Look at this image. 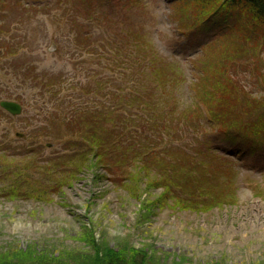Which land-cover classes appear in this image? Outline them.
Masks as SVG:
<instances>
[{
    "label": "rangeland",
    "instance_id": "rangeland-1",
    "mask_svg": "<svg viewBox=\"0 0 264 264\" xmlns=\"http://www.w3.org/2000/svg\"><path fill=\"white\" fill-rule=\"evenodd\" d=\"M2 99L0 264H264L253 8L0 0ZM128 116L155 143L122 163L103 140Z\"/></svg>",
    "mask_w": 264,
    "mask_h": 264
},
{
    "label": "trees",
    "instance_id": "trees-1",
    "mask_svg": "<svg viewBox=\"0 0 264 264\" xmlns=\"http://www.w3.org/2000/svg\"><path fill=\"white\" fill-rule=\"evenodd\" d=\"M232 5H246L247 7L253 8L259 16L264 17V0H227ZM222 28V27H221ZM219 28V29H221ZM217 28V32L219 31ZM216 32V33H217ZM153 48L148 46V56H152ZM154 57L150 58V60L154 61ZM114 121L117 127L108 126L106 130V137L104 138L103 142H106L110 147L109 150L113 151V149L118 148L117 151L119 152L118 159L120 162L124 163V158H128L131 155H135L139 153L138 149L154 147L155 140L148 143L147 139H136L134 133L137 129H135L136 124L135 121L128 117H124L121 119H109V121ZM139 123V122H137ZM134 124L135 126H131ZM141 125V134L143 133L144 127L143 123H139ZM144 137V135H143ZM113 151V152H117ZM109 164H116V161H110Z\"/></svg>",
    "mask_w": 264,
    "mask_h": 264
},
{
    "label": "water",
    "instance_id": "water-1",
    "mask_svg": "<svg viewBox=\"0 0 264 264\" xmlns=\"http://www.w3.org/2000/svg\"><path fill=\"white\" fill-rule=\"evenodd\" d=\"M0 106L11 114H19L21 112V105L19 102L10 99L0 100Z\"/></svg>",
    "mask_w": 264,
    "mask_h": 264
}]
</instances>
